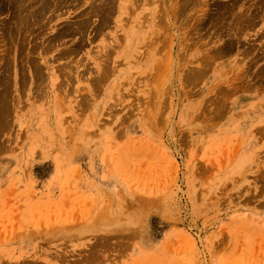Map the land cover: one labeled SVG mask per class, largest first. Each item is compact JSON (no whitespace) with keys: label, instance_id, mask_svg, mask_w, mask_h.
<instances>
[{"label":"rangeland","instance_id":"obj_1","mask_svg":"<svg viewBox=\"0 0 264 264\" xmlns=\"http://www.w3.org/2000/svg\"><path fill=\"white\" fill-rule=\"evenodd\" d=\"M15 1L0 0V264H264V4ZM19 9L34 15L16 32Z\"/></svg>","mask_w":264,"mask_h":264},{"label":"bare ground","instance_id":"obj_2","mask_svg":"<svg viewBox=\"0 0 264 264\" xmlns=\"http://www.w3.org/2000/svg\"><path fill=\"white\" fill-rule=\"evenodd\" d=\"M17 1H19V2H17ZM27 1H28V0H16L15 2H16V3H19V5H17L18 8H19L20 6H21V7L24 6L23 3H26ZM33 1H35V0H33ZM50 1H51V0H36V3L31 1V3H32V4H31V7H32L33 5H35V4H40V7L37 5V6H38V9H39V12H36V9H35V10H34V13H35V14H38V15L41 16V14H42L44 11H46V10H50V9H47L48 6L50 5ZM53 1H54V0H53ZM80 1H81V0H80ZM80 1H79V2H80ZM101 1H102V0H101ZM107 1H108V4H109V1H110L111 6L108 5L109 7H106V5L103 3V4H104V7H106V8H103V7L101 6V7L103 8V12H104V10H105V12H106L109 8L111 9V7L114 8V4L116 3L115 0H107ZM107 1L105 0V3H107ZM114 1H115V3L113 4ZM134 1L137 2V1H142V0H134ZM185 1H186V0H185ZM185 1H184V2H185ZM187 1H188V0H187ZM238 1H239V0H238ZM238 1H237V0H236V2H235V0L233 1V2H234V4H233L234 7H235L236 5H239V4H236V3H238ZM252 1H253V0H252ZM252 1H251V4L254 3V2L256 1V2L258 3V6L264 4V0H255L254 2H252ZM64 2H65V1H64ZM103 2H104V1H103ZM184 2L182 1V5H183ZM188 2L191 3V0H189ZM227 2H229V1H227ZM231 2H232V1H231ZM245 2H246V1H245ZM248 2H249V0H248L246 3H248ZM16 3H15V4H16ZM20 3H21V4H20ZM28 3H29V1H28ZM186 3H187V2H185L184 4H186ZM223 3H224V2H223ZM240 3H241V2H240ZM242 3H243V2H242ZM1 4H2V2H1ZM6 4H7V2H6ZM6 4H5V5H6ZM51 4H52V2H51ZM56 4H57V3H56ZM187 4H188V3H187ZM187 4H186V5H183L182 7H186ZM216 4H217V3H216ZM226 4H227V3H226ZM226 4L224 3V5H223L224 7H223L221 10H218V11L220 12L219 15H222V16H221L222 19H224V17H225L227 14H229V13H227V12L229 11V8H227V6H225ZM230 4H231V3H230ZM230 4H229V5H230ZM26 5H27V4H26ZM60 5H61V4H60ZM67 5H68V4H67ZM69 5H70V4H69ZM72 5H73V4H72ZM94 5H95V4H94ZM101 5H102V4H101ZM189 5H190V4H189ZM217 5H218V7L220 6L219 8L222 7V6H221L222 3H221V4H217ZM217 5H216V6H217ZM240 5H241V4H240ZM252 5H253V4H252ZM252 5H251V6H252ZM50 6H51V5H50ZM50 6H49V7H50ZM99 6H100V5H99ZM230 6L232 7V5H230ZM230 6H229V7H230ZM251 6H250V4H249V7H248L249 10H250ZM254 6H255V5H254ZM256 6H257V4H256ZM258 6H257V8H258ZM33 7H36V6H33ZM63 7H64V6H63ZM68 7H69V6H68ZM93 7H94V6H93ZM101 7H100V9H101ZM120 7H122V6H120ZM174 7H175V6H174ZM218 7H216V8L218 9ZM26 8H28V7L26 6ZM51 8H52V6H51ZM60 8H61V7H60ZM69 8H70V7H69ZM98 8H99V7H98ZM113 8H112V9H113ZM216 8H215V10H217ZM242 8H243V6H242ZM246 8H247V7H244V9H246ZM260 8H261V7H260ZM263 8H264V7H263ZM55 9H56V8H55ZM94 9H95V7H94ZM94 9H93V10H94ZM96 9H97V7H96ZM114 9H115V8H114ZM236 9H237V7H236ZM239 9H241V8H239ZM59 10H60V9H59ZM234 10H235V9H233V11H234ZM251 10H252V8H251ZM253 10H254V9H253ZM253 10H252V11H253ZM258 10H259V9H258ZM18 11H20V13H17L18 15H16V20H17V21H15L16 24H15V22L13 21V18H15V17H14V15L12 14V15H13L12 21L14 22V25H16V29H15L16 32H17V31L19 32L21 29L23 30V28H24L25 25H26V26L29 25V24H30V16L34 15V14H32L33 11H32L31 14H29V12H28V14H27L28 16L26 15V16H27V18H26V17L24 16V14H23L25 11H23L22 14H21L22 9H19ZM37 11H38V10H37ZM212 11H213V9H212ZM212 11H211V12H212ZM233 11H231V12H233ZM241 11H242V9H241ZM255 11H256V9H255ZM255 11H253V12H255ZM262 11H264V10H262ZM262 11H261V12H262ZM93 12H94V11H93ZM101 12H102V10H101ZM229 12H230V11H229ZM231 12H230V13H231ZM235 12L238 13V10H235ZM235 12H234V13H235ZM242 12H246V10H245V11L243 10ZM250 12H251V11H250ZM256 12H257V11H256ZM258 12H259V11H258ZM258 12H257V13H258ZM12 13H13V12H12ZM14 13H15V12H14ZM91 13H92V12H91ZM107 13H110V12L107 11ZM111 13H112V12H111ZM113 13H114V11H113ZM180 13H181V12H180ZM207 13H208V12H207ZM215 13H216V11H215ZM215 13H214V14H215ZM247 13H248V12H246L245 15H247ZM259 13H260V12H259ZM259 13H258V16H259ZM45 14H46V13H45ZM101 14H102V13H101ZM103 14H104V13H103ZM103 14H102V15H103ZM212 14H213V13H212ZM231 14L233 15V13H231ZM231 14H230V15H231ZM238 14H239V13H238ZM238 14H237V15H238ZM260 14H261V13H260ZM107 15H108V14H105V15L102 16V17H103V18H102V21H104L105 24H107L106 22L109 21V20H108L109 16H107ZM176 15H177V14H176ZM239 15H240V14H239ZM239 15H238V16H239ZM242 15H243V14H242ZM255 15H256V14H255ZM255 15L253 14V16H252L251 18L253 19V17H254ZM35 16H36V15H35ZM42 16H44V14H43ZM89 16H90V15H89ZM206 16H207V15H206ZM227 16H229V15H227ZM218 17H219V16H218ZM234 17H235V16H234ZM239 17H240V18H239L238 20L236 19V20H237V23L234 21L235 24H236L237 26L239 25V28H240V25H242V24H244V23L246 24V22H247L248 24H250L249 22L252 21V20H250V19L248 18V17H250L249 15H248V17L246 16L247 18H245V16H244V17L239 16ZM259 17H261V16H259ZM262 17H263V15H262ZM37 18H38V17H37ZM50 18H51V17H50ZM88 18H90V17H88ZM206 18H207L208 20L211 19L210 17H206ZM206 18H205L204 21H206L207 24H209L211 21L208 23V21L206 20ZM225 18H226V17H225ZM237 18H238V17H237ZM255 18H256V17H255ZM255 18H254V19H255ZM91 19H92V18H91ZM98 19H99V18H98ZM216 19H217V18H216ZM254 19H253V22H251V23H254ZM260 19H262V18H260ZM14 20H15V19H14ZM84 20H85V19H84ZM218 20H219V19H218ZM218 20H217V22H218ZM31 21H32V19H31ZM39 21H40V20H39ZM86 21H87V20H86ZM102 21H101V22H102ZM201 21H202V20H201ZM260 21H261V20H260ZM260 21H258V22H260ZM43 22H44V21H43ZM46 22H47V21H46ZM82 22H83V21H82ZM104 22H102V23H104ZM214 22L217 24L216 21H212L211 23H214ZM219 22H220V21H219ZM225 22H226V21H225ZM229 22H230V21H229ZM231 22H232V19H231ZM231 22H230V23H231ZM234 22H233V23H234ZM35 23H36V22H35ZM47 23H48V22H47ZM84 23H85V22H84ZM90 23H91V22H90ZM233 23H232V24H233ZM255 23H257V22H255ZM38 24H39V23H38ZM201 24H202V23H201ZM201 24H200V25H201ZM221 24H222V23H221ZM232 24H231V25H232ZM82 25H83V24H82ZM103 25H104V24H103ZM103 25H101L102 28H103ZM212 25H213V24H212ZM212 25H211V26H212ZM236 25H235V28H236ZM254 25H256V24H254ZM254 25H252V26H254ZM46 26H47V25H46ZM80 26H81V25H80ZM104 26H105V25H104ZM202 26H204V25H202ZM209 26H210V24H209ZM215 26H216V25H215ZM221 26H224V23H223ZM221 26H220V27H221ZM233 26H234V24H233ZM245 26H246V25H245ZM11 27H12V26H10L9 31L12 30ZM14 27H15V26H14ZM70 27H71V26H70ZM105 27H106V26H105ZM220 27L217 29L218 32L221 30ZM248 27H249V25H248ZM30 28H31V27H30ZM84 28H85V27H84ZM102 28H101V29H102ZM204 28H206V27H204ZM207 28H208V27H207ZM207 28H206V29H207ZM212 28H214V27H212ZM226 28H228V27L226 26ZM232 28H233V27H232ZM65 29H66V30H65ZM65 29H64V30L61 29L62 31H58L59 33H58L57 35H55V39H58V37L63 38V36H65V35L67 36V34L69 33V31H71V28H69V29H68V28H65ZM81 29H82V28H81ZM219 29H220V30H219ZM222 29H223V27H222ZM237 29H238V27H237ZM86 30H87V28H86ZM196 30H197V29H196ZM207 30H208V29H207ZM217 30H216V31H217ZM225 30H226V29H225ZM35 31H36V30H35ZM73 31H74V30H73ZM76 31H77V30H76ZM79 31H80V29H79ZM79 31H78V32H79ZM83 31H84V30H83ZM100 31H101V30H100ZM198 31H199V30H198ZM216 31H215V32H216ZM223 31H224V30H223ZM223 31H222V32H223ZM227 31H228V30H226V32H227ZM242 31H243V29H242ZM7 32H8V31H7ZM11 32H12V31H11ZM22 32H23V31H22ZM24 32H25V31H24ZM39 32H40V30H39ZM224 32H225V31H224ZM5 33H6V32H5ZM35 33H36V32H35ZM66 33H67V34H66ZM72 33L74 34L75 32H72ZM100 33H101V32H100ZM7 34H8V33H7ZM7 34H6V35H7ZM28 34H29V33H28ZM37 34H38V33H37ZM70 34H71V33H70ZM216 34H217V32H216ZM219 34L222 35L221 32H220ZM228 34H229V33L227 32V35H228ZM263 34H264V33H263ZM82 35H84V34H82ZM199 35H200V34H199ZM20 36H21V35H20ZM20 36H19V37H20ZM34 36H35V35H34ZM232 36H233V35H231V37H232ZM10 37H11V36H10ZM12 37H13V36H12ZM23 37H24V36H23ZM236 37H237V36H236ZM236 37H235V38H236ZM53 38H54V37H53ZM198 38H199V37H198ZM227 38H228V37H227ZM229 38H230V37H229ZM231 39L233 40V38H231ZM23 40H24V39H23ZM31 40H32V39H31ZM232 40H231V41H232ZM234 40H235V39H234ZM237 40H238V39H237ZM209 41H210V40H209ZM223 41H224V40H223ZM229 41H230V40H229ZM224 42H225V41H224ZM20 43H22V42L20 41ZM59 43H60V42H59ZM234 43H235V42H229L227 45H224V47H222V48H223V49H228V50H229V49H231V48L233 47V44H234ZM59 45H60V44H59ZM77 45H78V44H77ZM79 46H80V45H79ZM116 46H117V45H116ZM218 46H219V45H218ZM17 48H18V47H17ZM65 50H67V49H65ZM70 50L73 51V49H70ZM75 50H76V49H75ZM260 50H261V49H260ZM78 51H79V50H78ZM108 51H109V50H108ZM113 51H114V50H113ZM68 52H69V51L67 50V51H65L64 53L67 54ZM215 52H216V51H214V53H215ZM16 53H17V52H16ZM61 53H62V52H61ZM69 53H70V52H69ZM71 53H72V52H71ZM77 53H78V52H77ZM212 53H213V52H212ZM218 53H219V52H218ZM28 54H29V53H28ZM75 54H76V53H75ZM108 54H109V53H108ZM225 54H226V53H225ZM13 55H14V54H13ZM76 55H77V54H76ZM210 55H211V54H210ZM212 55H213V54H212ZM26 56H27V55H26ZM29 57H30V56H29ZM31 58H32V56H31ZM31 61H32V60H31ZM33 64H34V63H33ZM35 64H36V63H35ZM10 66H12V65H10ZM25 66H26V65H25ZM37 66H38V65H37ZM26 68H27V67H26ZM34 68H35V67H34ZM35 69H36V68H35ZM4 70H5V69H4ZM37 70H38V69H37ZM192 70H193V69H192ZM192 70H191V71H192ZM201 70H202V69H201ZM10 72H11V71H10ZM194 72H195V71H194ZM194 72H193V74H194ZM201 72H202V71H201ZM190 73H191V72H190ZM198 73H200V72L198 71ZM10 74H11V73H10ZM10 74H9V75H10ZM11 75H12V74H11ZM3 77H4V76H3ZM15 77H16V76H15ZM33 77H35V76H33ZM0 78H1V77H0ZM12 78H13V77H12ZM95 79H96V78H95ZM101 79H102V78H101ZM3 80H4V78H3ZM12 80H13V79H12ZM12 80H11V81H12ZM38 80H39V79H38ZM40 80H41V79H40ZM36 81H37V80H36ZM95 81H96V80H95ZM6 82H7V81H6ZM7 83H8V82H7ZM7 83H6V84H7ZM11 83H12V82H11ZM32 83H35V82H32ZM36 83H37V82H36ZM95 83H96V82H95ZM6 84H5V85H6ZM9 85H10V84H9ZM9 85H8V86H9ZM15 86H16V85H15ZM13 87H14V86H13ZM9 88H10V86H9ZM9 88H8V89H9ZM9 90H11V89H9ZM4 92H5V91H4ZM9 92H10V91H9ZM5 93H6V92H5ZM6 95H7V94H6ZM8 95H9V94H8ZM10 95H11V94H10ZM1 97H2L3 100H4V97H5V96L2 95ZM7 98H9V97H7ZM10 98H11V97H10ZM5 99H6V98H5ZM14 99H15V98H14ZM0 100H1V99H0ZM2 102H3V101H2ZM5 102H6V101H5ZM0 103H1V102H0ZM8 103H9V102H8ZM1 104H2V103H1ZM6 104H7V103H6ZM11 104H12V103H11ZM4 105H5V104H4ZM5 106H6V105H5ZM10 106H11V105H10ZM1 107H2V106H1ZM7 107L10 108L8 105H7ZM3 108H4V106H3ZM3 108H2V109H3ZM4 109H5V108H4ZM6 109H7V108H6ZM1 111H2V110H1ZM1 111H0V112H1ZM2 113H3V112H2ZM9 113H10V112H9ZM7 114H8V112H7ZM7 114H6V115H7ZM0 115H1V113H0ZM0 117H2V116H0ZM7 117H8V116H7ZM3 118H5V117L3 116ZM0 120H1V119H0ZM1 121H3V120H1ZM2 126H5V125L2 124ZM6 126H7V125H6ZM6 126H5V127H6ZM2 130H3V129H2Z\"/></svg>","mask_w":264,"mask_h":264}]
</instances>
